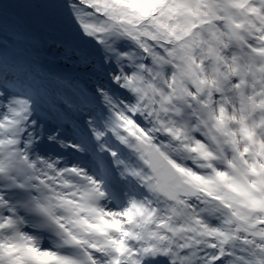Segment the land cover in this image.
<instances>
[{
	"label": "snow or ice",
	"instance_id": "1",
	"mask_svg": "<svg viewBox=\"0 0 264 264\" xmlns=\"http://www.w3.org/2000/svg\"><path fill=\"white\" fill-rule=\"evenodd\" d=\"M0 264H264V0H0Z\"/></svg>",
	"mask_w": 264,
	"mask_h": 264
}]
</instances>
